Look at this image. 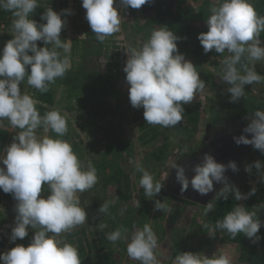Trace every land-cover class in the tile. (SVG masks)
Returning <instances> with one entry per match:
<instances>
[{
  "label": "clouds",
  "instance_id": "9594fccd",
  "mask_svg": "<svg viewBox=\"0 0 264 264\" xmlns=\"http://www.w3.org/2000/svg\"><path fill=\"white\" fill-rule=\"evenodd\" d=\"M150 0H82L86 19L96 39L103 42L108 36L120 31L121 11L129 6L139 9ZM118 5V6H117ZM39 7V0H0V9L12 13V38L0 49V121L5 118L13 128L20 131L13 142L0 155V190L12 194L16 200V217L11 229L10 241L23 240L29 228L35 230L31 242L24 246L16 244L0 253V264H81L78 248L62 238L77 226L87 222L88 214L80 204L77 193L91 189L98 181L94 165H85L73 151L71 144L62 139L67 133L66 116L59 109H53L41 116L36 108L38 101L20 85L27 78V84L46 93L49 85L57 78H63L70 68L69 40L61 39V32L67 24L71 9L61 12L47 8L37 22L32 14ZM206 20L208 30L198 35L204 52L229 53L222 61L219 78L228 85L230 102L245 97V86L264 83V75L256 71V63L264 60V16L255 10L251 0H213ZM62 16L65 18L62 19ZM3 21V20H2ZM177 36L168 27L154 29L149 39L139 47L125 50L127 59L123 71L129 85V101L133 108H143L145 121L151 125L174 127L184 118L185 105L191 104L195 95L206 83L200 77L197 67L179 51ZM42 41L44 46H38ZM44 133L51 130L55 136L38 137L37 129ZM243 133L234 136L237 145H252L264 153V110H256L250 116V123ZM253 166L259 171L264 165L257 160L246 165L251 173ZM176 179L181 192L189 185L199 195L214 191V182L223 187L205 205V215L212 212L214 201H236L255 195L253 187L247 194L231 184L225 172L238 171L234 161L227 165L219 163L210 154H205L201 163L192 169L195 175L189 179L185 168L176 162ZM142 173L139 181L148 198L157 196L163 184L138 166ZM264 180V172L260 173ZM47 186V196L41 195ZM113 201H105L99 208L107 213ZM192 205V204H190ZM200 208V207H199ZM154 210L171 212L165 201L156 200ZM262 221L256 211H248L243 204H237L214 226L203 225L210 237L217 229L227 231L233 238L238 233L253 243ZM107 225L100 224L103 230ZM122 226L106 234L112 243L127 242L128 256L140 264H163L167 257L159 252L158 238L150 224L134 230L130 237ZM170 264H233L226 252L217 250L211 257L202 252H180Z\"/></svg>",
  "mask_w": 264,
  "mask_h": 264
},
{
  "label": "rangeland",
  "instance_id": "374dc122",
  "mask_svg": "<svg viewBox=\"0 0 264 264\" xmlns=\"http://www.w3.org/2000/svg\"><path fill=\"white\" fill-rule=\"evenodd\" d=\"M211 2L213 3V0ZM39 6H42L45 10L52 7L57 12H61L63 9L72 10V14L66 16L67 24L60 34L61 39L69 40L66 42L71 45L70 68L63 78H57L55 83L49 86L48 92L52 93L53 104L51 106L43 104V106L50 108V110L59 109L66 116L68 131L65 136L67 139L65 137H62V139L71 144L73 151L85 165L89 161L94 165L98 176L97 183L91 189L83 193H77L81 206L85 207L88 214L87 222L77 226L70 233H62V238L78 249L80 246L84 250L87 248L85 252H88L92 247L90 252L96 254L98 249L96 247L99 245L100 238L98 234L105 231L107 227L112 229V219L124 222L117 223L116 228L122 226L127 229L126 235L129 237L134 230L143 228L145 224H150L155 234L161 235L167 230V227L162 223V217L159 220L163 212L154 210V203L156 200L165 201L168 206L171 203L168 197L163 194L166 193L163 189L153 198L145 196L139 183L142 173L137 170V167L140 166L150 172L164 186V181H167L171 170H173L172 164L180 160L181 150H185L184 147L202 140L205 128L204 121L212 120L218 113L238 108L237 104L233 108L235 102H230V93L227 92L228 85L219 78L222 68L221 61L229 53L225 51L220 54L216 53L215 50L210 51L209 56L214 58V63L209 65L205 57L200 58L202 61L194 60L188 52H184L180 48V52L185 55L186 59L192 61L197 67V71L203 74L202 79L206 83L205 88L195 95L192 103L185 105L189 109L199 112L200 125L197 126L195 131L185 129V119L187 118L184 115L183 120L174 127L153 125L156 136L151 138L152 134H150L144 137L145 130H142L139 124L134 121V117L137 115L139 122H141L144 118L143 112L141 108H133L130 104L129 85L126 82V73L123 68L127 59L125 50L129 47L141 46L150 37V35H144V33L143 35L137 33L134 28V26H137V29H139L143 26L147 21L146 17H143V19L138 18V13L129 6L126 10L121 11L120 31L108 36L103 42H99L86 19V9L82 7V0H39ZM64 18L62 16V19ZM12 21L13 16H7L1 22L3 26L0 27V49L12 38ZM193 24V31L195 32L208 30L206 21L196 20ZM37 44L40 47L44 46L42 41H38ZM262 46H264L263 42ZM97 52L100 55H97ZM108 52L111 55L107 56ZM114 60L117 63H114ZM90 68L91 71L88 73ZM256 71L264 75V60L256 63ZM112 74H116L117 78L114 81L115 83L113 82V86L108 84L113 88H109V90L106 80L112 79ZM89 83L92 85V89H99L98 91L102 95L103 93L106 95L103 96L102 103L105 108L111 110L106 113V116L104 115L103 121L101 115L105 111L99 110L100 105L96 108L94 94L90 95L89 90H86ZM20 87L22 92H26L37 99L39 91L27 84V78ZM245 92V100L260 102L264 99V83L246 85ZM108 95L115 98L113 103H109V105L106 98ZM36 105L41 104L38 102ZM114 109L118 112L117 117L112 115ZM8 122L6 118L0 121L1 155L5 154L6 147L13 142V137L20 131L11 125H7ZM103 125H105L104 127L107 128L108 132L102 130ZM116 130L121 132L119 136H117L118 132L115 133ZM5 133H7L6 138ZM36 134L38 137L56 135L51 130L48 133H44L42 130L36 131ZM4 138L5 141H2ZM113 138L118 140L117 143L129 142L130 151L119 157L116 144L112 142ZM148 140L149 142L146 143ZM153 154H157L159 158L161 156L162 161L156 160ZM101 159L108 165L103 175H108L113 171L119 176L118 180L108 181L100 174L97 163ZM257 160L264 165V153H261L258 149L246 165H254ZM116 166H119V168L116 169ZM261 172H264V168L258 171L253 166L251 173L246 172L244 169L239 184H246L251 189L255 187L256 193H263L264 195V180L261 179ZM243 174H245L244 178ZM11 195L0 190V253L8 251L16 244L27 246L31 242L35 231L29 228L28 236L23 240L18 239L14 243L10 241L11 229L17 215L15 203H13L15 199ZM43 196L46 197L45 194ZM124 197H127V200ZM105 201H113V203L107 213H100L99 208ZM187 206L189 205L184 207ZM191 206H194L195 209L199 208L194 204ZM196 211L193 208L185 210L188 214L195 216L193 229H198L200 234L196 236L200 238L203 235L206 236V240H210L209 246H200L204 250L203 253L211 257L217 250H220L232 257L233 264H240L239 256L235 257V250L222 240L223 236L219 232L216 231L215 237H210L206 229L203 228V225L207 223L208 216V214L205 215V209L201 208L200 212L197 213ZM100 224H105L107 227L101 230L99 228ZM101 237L103 241H108L106 235ZM203 241L201 239L200 242ZM108 246L116 250L114 256L117 260H120L119 264H123L126 257L125 251H120L110 242H108ZM100 247L103 248L104 246ZM95 258L96 255H90V258L87 259L88 263L83 262V264H92ZM82 259L81 261H84V258Z\"/></svg>",
  "mask_w": 264,
  "mask_h": 264
},
{
  "label": "trees",
  "instance_id": "16d2710c",
  "mask_svg": "<svg viewBox=\"0 0 264 264\" xmlns=\"http://www.w3.org/2000/svg\"><path fill=\"white\" fill-rule=\"evenodd\" d=\"M251 2L255 10L257 11V13L260 16H264V0H251ZM211 6H212L211 0H150L149 3L143 5L139 9L132 8L134 11L138 13L137 14L139 15L138 18L143 19V17H146V20H147L143 24V26L139 28L140 30L137 29V26H134V28L136 29L137 33H141L142 35L144 33V35L149 36L151 35L154 29L166 26L170 30H172L177 36L181 37L180 41H178L179 51H180V48H182V50L184 52H188L189 56L192 57L194 60L202 61V59L200 58L205 57L206 62L209 63V65H212L214 63V58L209 56L210 52H208L207 54L204 52L203 47L197 38L201 32H206V30L205 31L201 30V31H196V32L193 31V25H194L193 22L196 20L206 21L210 15L209 9ZM44 11L46 10L43 9L42 6H39L36 9V11L32 14V17L30 18H33L37 22H44V21H41V15ZM7 16L12 17V13L9 11L0 9V26H1V21L5 20ZM260 38H261V41L264 43V33L261 34ZM97 55H100V53L97 52ZM106 55L108 56L111 54L108 52ZM114 61H115L114 63H117L116 60ZM88 70L87 71L89 73L91 71V68ZM111 77L112 79L109 78L106 80V84L113 86V82L116 81L117 77H116V74H112ZM200 77L202 79L203 74H200ZM121 79H122V76H121ZM109 85L107 86V88L113 89ZM86 90L87 91L89 90L90 95L94 94L93 95L95 97L94 102L97 104L96 108H98L100 105L99 110H101L102 112L105 111L101 115V120L103 121L104 115L106 116V113L111 110L103 106L104 105L102 103L104 99L103 96L105 97L106 95L104 93L102 95V93L98 91L99 89H96V88L92 89V85L90 83ZM106 98L108 99L107 100L108 105L109 103L110 104L113 103V101L115 100V98L112 95H108V97ZM36 100L39 102V104H41V105H36V108L41 116H43L46 112L50 111V108L43 106V104L44 105L48 104L50 106L53 104V96L51 92H48V91L46 93L38 92ZM250 105L253 108L254 106L264 108V99H262L260 103L253 101L251 102V104H249V107ZM184 107H185L184 115L187 118L185 119L186 124L184 127L185 129L195 131L199 123V112L194 109H189L186 106ZM141 110L142 112L144 111L143 108H141ZM117 113H118L117 110L115 109L112 110V115L114 117H117ZM134 121L139 124L142 130H145V132L143 133L144 137L150 134H152L151 138L156 136V133L153 130L154 128L153 125L148 124L144 118L141 120V122H139L137 115H135ZM104 124L106 125L105 121H104ZM7 125H11V124L8 122ZM105 125H103L102 130L108 132L107 128L104 127ZM40 130L43 131V128L41 127L37 129V131H40ZM116 132H118L117 136L121 134L119 130H116L115 133ZM6 136H7V133H5V138ZM63 137L67 139L65 135ZM5 138L2 141H5ZM112 142L116 144V151L118 152L117 154L119 155V157L123 155V153L130 151L129 142L127 143L126 141H123V142L117 143L118 140L114 138L112 139ZM148 142L149 140L146 143ZM153 156L155 157L156 160L162 161L161 156L160 158L157 154H153ZM97 165L100 168L99 170L100 174L104 176L105 179H108V181L119 179V176L113 173V171H111L108 175H103L105 173L106 168L108 167L107 163L103 159H101L97 163ZM116 167H117L116 169L119 168V166H116ZM244 177H245V174H243V178ZM46 187L47 186L45 185L44 192H42V195L45 194L47 196L48 189ZM237 187L244 194H247L251 190V188L247 186L246 184H239L237 185ZM163 194L168 197L169 202L172 205L178 202L179 203L181 202L185 205L191 204V203L182 201L178 198H175L169 195L168 193H163ZM124 199L127 200V197H124ZM214 202L216 203V207L212 212H209L207 216L206 224L210 226H214L217 220H221L229 211H231L239 203L243 204L246 207V210L248 211H253V210L256 211L257 217L260 218L262 221V226L257 234L260 237V239L257 242L253 243V241L245 237L243 233H238L235 236V238H233L227 231L217 229V232H219L223 236L222 240L225 243H227V245L230 248L235 250L234 252L236 254L235 257L239 256L238 260L240 264H264V195L263 193H255V195H252L249 199L242 200L239 202L236 201L231 196L226 201L221 199L219 201H214ZM13 203H15L16 205L17 203L16 200H14ZM200 208L205 209L203 207H200ZM160 211L162 212V210ZM117 223H124V222H119L115 219L114 220L112 219L111 221L112 229H109L110 227L109 228L107 227L105 231H101L99 232V234L97 233L98 237L100 238H99V245H97L96 247V249L98 248L96 254H93L92 252H90L92 251V247L89 251L87 250L88 252H85L87 248L84 250L81 246L79 247L78 251H79L80 259L83 260L82 258H84V261H81L82 264L83 262L88 263L87 259L90 258V255H96L95 261L92 264H119V261H118L119 259L117 260L116 257L114 256V254L116 253L115 252L116 250L111 249V247L109 248L108 242L110 241H103L101 237L102 235H106L107 233L114 231L117 227ZM110 243L114 246V243L112 242ZM100 246H104V247L101 248Z\"/></svg>",
  "mask_w": 264,
  "mask_h": 264
},
{
  "label": "water",
  "instance_id": "95a60500",
  "mask_svg": "<svg viewBox=\"0 0 264 264\" xmlns=\"http://www.w3.org/2000/svg\"><path fill=\"white\" fill-rule=\"evenodd\" d=\"M249 123L250 117H246L228 125L226 129L221 131L218 129L214 132L215 135L207 139L206 143L199 152L190 157L180 159L177 164L185 168L186 176L191 179L195 175L192 169L195 165L201 163L205 154L212 155L217 162L225 165H227L230 161H234L237 165L238 171L233 172L231 169H228L225 172V176L231 184H238L241 179L242 168L245 167L246 162L252 157L257 149H255L252 145H237L233 137H238L241 134H244L250 139L251 134L243 133V129ZM238 176L239 180L235 182L234 180L235 178H238ZM164 182L165 185L162 187L163 191L182 201L203 208H205V205L215 197L216 192L223 187L222 183L214 182V191L201 196L192 189L191 185H189L188 190L182 193L180 190L181 185L176 179V170L174 168L171 170L167 181Z\"/></svg>",
  "mask_w": 264,
  "mask_h": 264
},
{
  "label": "crops",
  "instance_id": "0c3cea01",
  "mask_svg": "<svg viewBox=\"0 0 264 264\" xmlns=\"http://www.w3.org/2000/svg\"><path fill=\"white\" fill-rule=\"evenodd\" d=\"M184 206L185 204L181 202L174 205L170 204L169 207L171 208V212L162 211L163 213H161L159 217V220H161V217L163 218L162 223H164L167 227V230L161 233V235H156L158 238L159 252L162 253L163 256L167 257L163 264H170L171 259L180 252L191 251L203 253L204 250H202L200 246H209L208 243H210V240H206V236L201 235L200 238L196 236L200 234L198 233V229H193L195 216L185 212V210L187 211L188 209L193 208L194 210H197V213L200 212L201 208L195 209V207L191 205L187 206L188 208H185ZM201 239L204 241L200 242ZM114 247L119 248L120 251H125L126 257L123 264H140L139 261L133 260L128 256L126 241H117L114 243ZM118 261L120 262V260Z\"/></svg>",
  "mask_w": 264,
  "mask_h": 264
},
{
  "label": "flooded vegetation",
  "instance_id": "af4514ba",
  "mask_svg": "<svg viewBox=\"0 0 264 264\" xmlns=\"http://www.w3.org/2000/svg\"><path fill=\"white\" fill-rule=\"evenodd\" d=\"M251 102H253V101L252 100H245V98L242 97V98H240L239 101H237L233 104V108H235L234 105H236V104L238 105L237 109H234L232 111L226 110L222 113H218V115L214 116V118H212V120H210V121L205 120L204 121L205 128H204L202 140L200 142L197 141L193 144H190L187 147H184L185 150L184 149L181 150L182 153L180 155V159H183L185 157H190L193 154L199 152L200 149L203 147V145L206 143L207 139H209V138H211V136L215 135L214 132L217 131L218 129H220V131L223 129H226L228 125L235 123L236 121H239L243 118L250 117L258 109L264 110V108H261L258 106H256V107L254 106V108H253L250 105V107H249V104H251ZM199 125H200V120H199L198 126ZM248 161H249V159H248ZM247 162H246V164H247ZM244 168L245 167L242 168V173H243ZM235 179L236 180H234V181L239 180V176H238V178H235Z\"/></svg>",
  "mask_w": 264,
  "mask_h": 264
},
{
  "label": "built area",
  "instance_id": "2783aa9c",
  "mask_svg": "<svg viewBox=\"0 0 264 264\" xmlns=\"http://www.w3.org/2000/svg\"><path fill=\"white\" fill-rule=\"evenodd\" d=\"M1 22H2V21H1ZM1 26H3L2 23H1ZM1 26H0V27H1Z\"/></svg>",
  "mask_w": 264,
  "mask_h": 264
}]
</instances>
